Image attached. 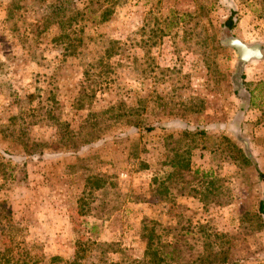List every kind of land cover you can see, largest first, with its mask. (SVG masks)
<instances>
[{
    "label": "rangeland",
    "instance_id": "obj_1",
    "mask_svg": "<svg viewBox=\"0 0 264 264\" xmlns=\"http://www.w3.org/2000/svg\"><path fill=\"white\" fill-rule=\"evenodd\" d=\"M0 202L44 260L85 221L137 262L146 217L264 264V0H0Z\"/></svg>",
    "mask_w": 264,
    "mask_h": 264
},
{
    "label": "trees",
    "instance_id": "obj_2",
    "mask_svg": "<svg viewBox=\"0 0 264 264\" xmlns=\"http://www.w3.org/2000/svg\"><path fill=\"white\" fill-rule=\"evenodd\" d=\"M223 28L228 30L234 26L232 16L228 15L222 21ZM154 126H145V131H151ZM259 175H263L262 172ZM262 207V203L259 204ZM9 211L4 209L0 202V239L2 241V248H0V264H117L115 260H111L107 253L118 252L119 248L115 242H107L105 240H97L95 230L97 224L94 222L81 221L79 227L76 228V239L73 242L74 252L72 260H62L56 255L48 256L43 259V255H38L32 252V245L25 248V244L21 245L20 241L15 239L14 227L11 226ZM4 220V221H2ZM159 224L151 219L143 217L139 226V237L143 241V251L140 259L127 261L125 264H236L235 262H228L225 251L219 252L213 249V245L206 242V251L200 253L194 260H178L180 258L177 254L173 244L174 238L167 236V234L160 235L158 232ZM165 228V232L168 231ZM185 233H187L185 231ZM95 235V236H94ZM94 236V237H93ZM225 253V254H224ZM97 258L96 262L91 260ZM179 257V258H178ZM182 258V257H181ZM180 258V259H181Z\"/></svg>",
    "mask_w": 264,
    "mask_h": 264
},
{
    "label": "water",
    "instance_id": "obj_3",
    "mask_svg": "<svg viewBox=\"0 0 264 264\" xmlns=\"http://www.w3.org/2000/svg\"><path fill=\"white\" fill-rule=\"evenodd\" d=\"M220 43L233 48L241 62H246L251 59L257 60L261 57L259 44H245L228 33L223 34Z\"/></svg>",
    "mask_w": 264,
    "mask_h": 264
}]
</instances>
